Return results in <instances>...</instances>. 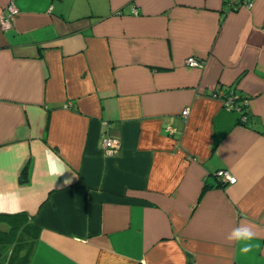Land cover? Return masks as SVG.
Here are the masks:
<instances>
[{"label": "crops", "instance_id": "crops-1", "mask_svg": "<svg viewBox=\"0 0 264 264\" xmlns=\"http://www.w3.org/2000/svg\"><path fill=\"white\" fill-rule=\"evenodd\" d=\"M11 1L0 212L26 219L0 264H264V0H0V14ZM242 221L248 254L225 240Z\"/></svg>", "mask_w": 264, "mask_h": 264}, {"label": "built area", "instance_id": "built-area-1", "mask_svg": "<svg viewBox=\"0 0 264 264\" xmlns=\"http://www.w3.org/2000/svg\"><path fill=\"white\" fill-rule=\"evenodd\" d=\"M240 1L244 5L251 4V0H240ZM15 10L16 9H15L14 3L13 1H11L6 7V11L0 14V24L2 27L6 28L7 26L10 25V19L13 13L15 12ZM184 63L187 66H203L204 61L194 56H187L184 60ZM216 94L222 97L223 105L225 108L229 110L238 109V105L235 104V100H234L235 95L233 93H230V92L226 93L225 90H218L216 91ZM187 111H188V108H184L183 110H181V114L185 115ZM242 119H244V117H242ZM167 130L169 132L173 131V129H171L170 126L167 127ZM102 142H103V148L107 154H114L118 151L119 141L117 137L105 134L103 135ZM216 175L228 182L235 181V176H233L228 170H225V169L217 170Z\"/></svg>", "mask_w": 264, "mask_h": 264}, {"label": "clouds", "instance_id": "clouds-1", "mask_svg": "<svg viewBox=\"0 0 264 264\" xmlns=\"http://www.w3.org/2000/svg\"><path fill=\"white\" fill-rule=\"evenodd\" d=\"M66 171V170H65ZM65 171L55 173L57 177L63 175ZM71 183V180H65L64 185ZM257 238V233L254 231L253 226L250 223L241 222L226 235L225 240L230 244H236L239 246V252L241 254H248L253 251L254 248H259L258 244H254L253 241Z\"/></svg>", "mask_w": 264, "mask_h": 264}, {"label": "trees", "instance_id": "trees-1", "mask_svg": "<svg viewBox=\"0 0 264 264\" xmlns=\"http://www.w3.org/2000/svg\"><path fill=\"white\" fill-rule=\"evenodd\" d=\"M233 93L235 95V104L238 105V109H234V111L237 112L238 114V119L240 120H245L247 113L245 111V108L247 106V97L242 96L239 92H237L236 90H230L228 89L226 91V93ZM242 117H244V119H242ZM23 217V218H22ZM26 219V215L24 213H15V214H10V213H2L0 212V222L5 221V222H9V224L11 225L9 230H1L0 229V242L1 243H6L10 240V236H11V229L14 227H18L19 223H21V221H19V219Z\"/></svg>", "mask_w": 264, "mask_h": 264}]
</instances>
